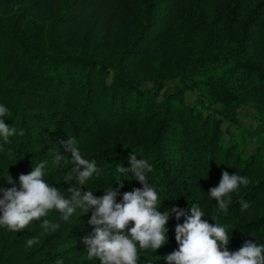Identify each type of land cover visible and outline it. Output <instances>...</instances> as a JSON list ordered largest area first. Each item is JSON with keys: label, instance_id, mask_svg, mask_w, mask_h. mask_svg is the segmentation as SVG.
<instances>
[{"label": "trees", "instance_id": "trees-1", "mask_svg": "<svg viewBox=\"0 0 264 264\" xmlns=\"http://www.w3.org/2000/svg\"><path fill=\"white\" fill-rule=\"evenodd\" d=\"M13 1L0 0V5ZM176 3L70 0L54 19L56 25L111 5L119 22L110 51L113 60L98 56L107 40L75 49L48 43L43 29L24 28L21 21L0 27V105L10 112L3 119L24 133L10 137V143L0 138V188L13 186L7 176L19 187L21 174L47 161L45 181L69 196L75 183L66 182L71 165L54 163L49 150L59 149L61 140L75 138L82 155L102 169L82 191L101 197L104 188L124 183L119 202L124 192L143 188L131 174L116 171L121 163L130 167L128 157L135 152L137 159L152 164L147 179L157 189L161 212L195 204L205 214L202 219L227 226L229 251L249 239L264 244V118L257 114L250 140L233 130L239 108H264V45L254 52L248 47L252 30L264 33V0L246 14L232 46L221 45L222 18L205 17L210 0H183L180 13L188 27L173 41L175 47L167 49L162 41L170 34ZM239 7V0H233L226 10L231 19ZM146 58L151 59L148 74L135 70ZM169 75L175 80L173 90L167 87ZM60 150L71 159L70 152ZM223 171L250 180L229 194L227 213L220 212L208 194L218 186ZM241 198L249 204L246 210L241 209ZM90 216L77 209L65 222L51 210L46 218L60 225L55 232H45L41 221L20 232L9 230L0 243V264H100L88 259L82 239L93 230L87 223ZM184 219L170 218L169 241L160 249L141 250L137 245V264H167L164 257L178 249L175 226ZM31 237H39V243L29 249L26 241Z\"/></svg>", "mask_w": 264, "mask_h": 264}, {"label": "clouds", "instance_id": "clouds-1", "mask_svg": "<svg viewBox=\"0 0 264 264\" xmlns=\"http://www.w3.org/2000/svg\"><path fill=\"white\" fill-rule=\"evenodd\" d=\"M10 115L9 109L0 105V138L4 143H10L9 138L23 135V130L17 133L15 127L9 126L3 119ZM59 149H50L54 153V163L61 161L71 165L66 182L75 183L69 187V196L55 186H50L44 179L47 161L33 166L29 174L19 176V187L11 176H7L11 188H0V226L10 231L20 232L33 221H41L40 227L45 231L55 232L60 225L47 219L51 210L60 214V220L69 221L77 209L84 215L91 213L87 223L92 226L90 234L84 236L83 243L87 246L89 260L98 259L100 264H137L138 249L158 250L169 241L168 222L174 215L177 221L184 217V222L175 226V240L178 249L164 257L167 264H264V244H258L254 239L246 240L236 251H229L230 236L227 226L218 223L210 224L202 219L204 212L198 205L190 209L172 207L163 212L159 210L158 192L150 185L147 173L153 168L148 160L137 159V154L128 157L130 167L121 163L116 171L131 174L143 188H133L122 194L120 189L124 183L119 182V188H104V195L95 196L93 191H82L86 182L95 174L99 176L102 169L97 167L96 160L85 158L77 146L75 138L59 141ZM71 153V159L61 153ZM250 180L239 174L222 172L218 186L212 187L208 194L217 203L220 212L227 213L232 203L230 193L241 185L247 186ZM241 209L246 210L249 204L242 198ZM191 215H188V212ZM44 218V219H42ZM39 243V237L27 239V247ZM57 264H62L58 261Z\"/></svg>", "mask_w": 264, "mask_h": 264}, {"label": "rangeland", "instance_id": "rangeland-1", "mask_svg": "<svg viewBox=\"0 0 264 264\" xmlns=\"http://www.w3.org/2000/svg\"><path fill=\"white\" fill-rule=\"evenodd\" d=\"M70 0H15L8 5H0V27H9L17 24L19 21L24 28L35 29L41 28L44 30L46 40L54 43H60L64 47L75 49H89L94 46L99 39L107 40L108 45L103 46L104 49L98 53L100 58L113 60L110 52L113 46V41L116 40L118 34V18L113 13L111 5L101 9H91L82 13L81 16L68 24H55L54 19L61 14L63 9ZM177 0L176 10L172 16L170 24V34L162 41L166 44L167 49L175 47L174 40L179 39L182 29H187L188 24L182 16L179 7L180 2ZM233 0H210L206 7V18L209 19L214 14L222 18L221 29V45L232 46L236 37L238 27L248 14L257 4L259 0H239V11L234 19L228 16L227 9L232 5ZM55 26V27H54ZM223 45V46H224ZM264 45V33L260 30H252L250 39L248 40L249 49L259 51ZM171 46V47H170ZM102 47V48H103ZM109 52V53H108ZM151 59L142 60L135 68L140 73L150 71L149 62ZM144 86H150V82L145 81ZM175 80L169 75L167 87L173 90ZM191 95L187 94L186 101H191ZM238 123L233 127L240 134H244L248 140L253 137V130L257 124L256 116L264 118V108L261 105H248L238 109ZM6 227L0 226V243L5 239L8 233ZM30 249V248H29ZM27 250V249H26Z\"/></svg>", "mask_w": 264, "mask_h": 264}]
</instances>
